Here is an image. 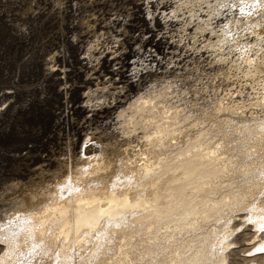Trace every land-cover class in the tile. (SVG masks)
Returning <instances> with one entry per match:
<instances>
[{"label":"bare ground","instance_id":"6f19581e","mask_svg":"<svg viewBox=\"0 0 264 264\" xmlns=\"http://www.w3.org/2000/svg\"><path fill=\"white\" fill-rule=\"evenodd\" d=\"M0 1H2L4 4H7V6H8L7 8H4L0 12V17L1 16L4 17L7 24L14 26V28L19 32V35L22 36L20 39V45H30L31 46L33 44H36L35 42H37V41L43 42L42 41L43 36L42 35L39 36V34L42 31H39V30H42L43 28H46V27L49 28L50 26H52V29H53L55 26L56 27L58 26V23L56 21L58 15L55 14V13H57V11H56L57 5L55 3H54L55 5L51 4L50 8H43V11L47 9L45 11L46 15L41 14L43 11H39V12H35V13L32 12L33 15L31 17L32 18L31 22H29L28 24H24V25H22V24L14 25L11 23L12 12L14 10L13 8L14 7L20 8V6L22 4H25L24 2L26 0H0ZM33 1H36V0H33ZM72 1L73 2H72L71 8H73V13L77 14L76 11H74L75 7H76L77 10L80 11L81 14L86 15L87 18H91L92 16H94L93 12H91V10H89V7L91 5L90 0H82L81 3H77L75 0H72ZM150 1L151 0H145L144 2L140 3L143 6L142 12H143L144 16L148 19V21H147L148 29L144 32L147 35L144 36V38H143L146 41V43L148 42V44H149V45H147L149 47L146 51V58H143V59L136 58V59L131 60L127 64L131 68H129V70L128 69L125 70L123 72V74H121V72H120L118 78H116V79L104 78L103 81L106 82L107 85L104 86L103 88H101L100 90H98L96 93L90 94V97H92L91 101H89L90 98L86 92L83 94L80 93V95H81L80 98L84 99V101H83L84 103L81 104L82 110H85V112H88V113L90 112L92 114L95 112L104 113V114L106 113L105 123L109 127H111L112 133L114 134V136L116 138H118L119 142L115 141L116 143H109V142L101 140L102 137H101V139H97V136H95L94 129L92 127H89V125L88 126L84 125L82 122V123H80V125L77 126L78 129H76V130H79L77 132H80L81 135L82 134L84 136L87 135L84 140H80L81 138L78 137L79 139L74 138L73 141L68 140V142L70 141L69 144L66 143L65 145H63L62 143H60V144L58 143L56 154H55V147H54V149H53V147H49V150L46 149L47 150L46 154H42V153L38 154L39 159L41 160L42 164L40 166L36 167L35 170L39 169V171L41 172L43 170L44 166L46 167V165H47V164L45 165L43 163L50 162L49 163L50 167L52 166V164H54V167H56V170H57V174H59L61 176H62V174L65 175L64 178H61V179L56 178V180L52 181L51 175L52 174L54 175V173H56V172H54V173L52 172V174L47 176V180L45 182H43L41 185H39L38 187L33 188L34 189L33 191H29L28 189H27L28 191H24L25 189H22V190L17 189L16 190V188H17L16 185H15L16 188L14 189V187H15L14 185H13V187H9V184L8 183L6 184L5 180L2 179V181H0V190L4 189L3 191L2 190L0 191V239H1V241H4L6 243L5 246L8 247L6 252L7 253L9 252V253L8 254L5 253L6 257H11V256L14 257L15 255L13 256L12 253H15L16 255H18V258L21 259V258H24V256H26V254H28L27 259H25V263H26V261L28 262L27 264H53L55 261L54 254H57L56 252L58 251L59 252L58 254H60V255L62 253L64 254L63 258H66V256H65L66 254L69 256L66 259L71 261L74 258L73 261H75V264L77 263L75 260L77 258V256H81L85 253L87 255L85 257L86 261L88 258L90 260V257H93L92 259H94L96 257L97 250L102 247L103 239L108 240L109 238H113V236L111 235L112 233H115V232L119 233L121 231V230L120 231L116 230V227H114V226H122V225L124 226L126 224L125 220H127L128 218H130L132 216V215L131 216L128 215L127 217L126 216L122 217L123 212L125 213V211H126V209H124L125 205L127 206L126 207L127 210H128V208L130 209V212H132L131 210H135V209L141 210L144 208L146 209V207H147V206L144 207L143 205L142 206L144 208L137 207V204H138L137 199H136L137 203L135 202L136 205H130V201L124 200L125 202L124 203L122 202V203L125 205L120 207L119 203H118V200H120V199L116 196H119L117 192L119 190H122V189L118 188L116 190V189H112V188L117 187V186L118 187L119 186L130 187L129 191L134 193L135 188L132 189V186L134 184L138 183V180L134 181V182L132 181V182L126 184V183H123L124 181H122V178L124 177L123 175L119 176V178L115 177L117 179L111 180L112 178L109 175L108 170H113L114 167H117V169H119V170L140 169V168H138V166H139L138 160L132 158L133 155H136V151L139 148L138 146L144 144V142H145V145H148L149 147H151L152 146L151 144H154V143L156 146H160V143L157 144L156 141L157 140H165V139H167L166 138L167 136H169L173 133L180 134L184 131H186V132L187 131H195L196 132V134H194V137H188V138H185L183 135H177V136L175 135L176 138H178V140L180 142H178L177 145H175V148H174L173 144H167L168 146L171 147V148H169L170 150L167 148H165L164 151L162 150V154H166L165 158L163 157L165 161L162 162V165H163L162 168L161 169L158 168L157 173L155 172L156 174L154 172L152 174H149L148 169H150V168H146L147 171L143 173L146 176V177H144L145 180H149V178H150V181L155 182V185L154 184L150 185L151 186L150 187L151 188L150 194L152 196H154L157 193V194H160V196H161V198L157 201L160 203V205H158V207L150 210L149 214L151 216H153L155 219H159L160 216H163L168 212L167 213L168 215L174 216L175 218L178 216V217H181V219L182 218L191 219V217H193V215H195L196 213L203 212L205 209H201V208L205 206L206 209L210 208L209 210H211V208L213 207L211 213L210 212L209 213L213 214V217L210 216L211 217L210 219H215L218 215L220 217L228 206L233 207V206H235V204H237V205L241 204V202L244 201L245 194L247 192L248 193L250 192V191H244L243 189H241V187H243V185H244L243 182L249 176H246L245 174L242 175V174L238 173L239 174L238 176L240 177L241 180H240V184H239L240 187L234 193V196H233V198L237 196L236 197L237 200L235 199V202L231 201L232 203H230V202H226L225 199H221L220 195H221L222 191H219V192L215 193V195H217V196H214V197H217V200L215 201V203L216 202L217 203L214 206L209 205V203H208L209 201H208L206 203V205L203 206V204L205 203L204 202L202 204V207H200L201 205L199 206L198 200L196 201V198H197V197H195L196 193L194 191H192V189L190 191L186 187L188 184H193L192 188H194V189L199 188L200 189V187L202 188V186H204L205 183L208 185L209 182L207 180L210 177H212L214 175H220L221 172H229V174H227V173L224 174V177L225 176L228 177L227 180H229L230 183L232 182V184H233V181H231V180H232L234 173L238 172L239 170L243 171V166H241V165H243V163L241 162L240 157L241 156H250L251 152H250L249 146L252 144H255V145L257 144L259 146L261 145L262 147H264V127H262L263 128L262 130H260L258 126L251 127V125H250L249 126L250 128L249 127L246 128L245 126L242 127V126H240L241 124H239V123H242V122H240L241 119L239 120L238 123H236V122L234 123V120L232 122L230 121L231 123H233L236 126L232 125V127L228 128V129H225V127L223 126V122H225L226 120H229L230 118H233L232 116H234V113H235V112L233 113V110L229 109L228 104L230 102H234L236 100L235 98L241 97L240 99H242V95H244V92L240 93V91H238V90H232V89L227 90L226 89L227 90L226 91L225 89H222V87L225 84L230 85L231 83H235L234 79H232L233 77L229 76L230 74L228 75V73L232 71L230 69H232L233 66L236 65L235 61H232L230 59V55L234 50L237 49L236 46L238 44H240V42L238 41L235 44L231 43V44H229L230 46L228 45L227 47H225V45L223 43L221 44V46L219 45L218 47L213 45V43H212V42H214L213 41L214 38H218V37H220V35H222V34H219L220 32L216 28L219 25V23L224 19L225 11L232 12L233 9L226 8L222 5L224 7V8L222 7V11L213 13L210 11V4L206 2L207 0H205V1H200L199 5L192 7L193 13H191V14L186 15V13L188 11H184V12L180 13L178 16H176L175 13H171L169 20L165 19V21L163 20L162 17L153 15V17L151 18V21H150L149 20L150 15L148 18V11H147L148 8L150 11ZM253 1L254 0H252L250 2H253ZM258 2H259V4H262L263 1L258 0L257 3ZM138 3H139V1H138ZM153 3H154L155 8H158L161 5H165L167 7V9L169 8V1L168 0H161V1L153 0ZM227 6H229L231 8L230 4L229 5L227 4ZM183 7H185V6H183ZM186 7H188V6H186ZM262 7L263 6H261V9H262ZM91 8H93L92 5H91ZM10 9H12V10H10ZM223 9H224V11H223ZM209 12H211L210 14H212L211 18H210L212 20V21L210 20L211 21L210 26H204L202 24L199 25V23H197V24L193 23V20H192L193 16H195V15L201 16V17L206 16L207 19H209L210 14L207 16V14ZM28 14H29V12H28ZM127 21H128V18H122L123 25H126ZM49 22H50V24H46ZM103 22H104L105 26H108L107 20L103 19ZM116 22L117 21L110 20V23H116ZM71 24L75 25L73 20L71 21ZM80 28H82V29L85 28V30H88L87 29V23L84 22ZM88 31L83 32L81 34L80 38L71 36L70 40L73 41L74 44H76L78 42H83L85 44V38H86V36L89 35ZM122 31H123V29L121 30V32ZM179 32H182V33H179ZM259 34L260 35H258V37H256V41H257V39H259L261 44L264 45V36H262V34H264V28H262V31ZM138 35L139 34L136 35V33H135L134 38L136 36L138 37ZM252 35H249L247 37V39L253 40L254 36H252ZM124 36H125L124 40H126L127 43H130L127 39L128 32L124 33ZM238 37H239V35H238ZM99 38H100V36H99ZM106 38H107V36H106ZM58 40H59V38H58ZM122 40H123L122 38L118 37V38H114L111 41L112 43H114L111 47H113L114 49H118V47L121 48V51L118 53L119 55L121 53H123V54L128 53V51L130 49V47L129 48L127 47L125 41L123 43ZM233 40H235V39H233ZM10 46H11V44H9L8 46L5 45L6 49H3V52H0V65H1L0 77L3 76L5 78H8L9 80H11L10 79L11 78V72H12L11 69L13 67L14 70H16L18 73L15 75V78H13V81L11 82V84L14 85L11 87H13L15 89V92H14V94L9 96V94L6 95L5 91H3V94H1V95L15 98V95L19 92V93H22L23 101H24V99H26V100L24 103L22 102V104L20 106H16L17 108L14 110L15 113L11 114V115L8 114L9 116L6 113L8 112V109L10 108L11 104H9L7 107H4L5 104H3V106L0 107V131L5 130V134L9 135L11 128H14L16 130L15 135L23 138L22 136L26 135V131L24 129L25 127H26L27 132H37L38 134L40 133L41 128H39V126H38L39 124H38V119H37V115H39L40 110L34 109L32 111V110L27 109L28 108L27 94L31 90L30 89L31 87L29 88L28 84H23L25 82L27 83V79L23 78L22 80H20V75L25 76L29 71L30 65L33 69H35V71L37 73H39L41 65L37 64L39 62V60L36 61V59L34 58V56L36 54L35 53L36 50L34 51L35 48H33L34 46L31 48L33 50V51L31 50V55L30 56L25 55L24 57H23L22 53L18 54L19 52L16 51V49H18V47H20V46H18L15 49V51H16L15 53L8 50ZM162 46H163L164 50L161 53L156 52L155 49H152V48L156 47L159 50H161ZM57 47H58V51L62 52L61 58L62 59H68L69 54L67 53L65 45L59 44V42L57 41ZM136 47L139 48V46H137V45H136ZM85 49H86V47H85V45H83L81 48V53H84ZM28 52H29V50H28ZM87 53H89L88 59H90V60H87V54L85 53L82 56V60H85V62L82 63V66L87 65L86 73H92L93 72L92 69L96 68V65H94V64H99V61L92 63V59L99 60L100 55L99 56H93V55H91L92 53H90V52H87ZM173 57L175 58L174 60H172ZM16 58H22V59H16ZM58 58H59V56H58ZM251 58H252V60H255V59H253L254 57H251ZM197 61L200 63L206 62V65H208L211 70L219 71V70L224 69V71H225V68H226V70H228L227 71L228 73L226 72L227 73L226 76H223L225 72L224 73L220 72L221 74H218L217 76L211 77L212 76L211 75L210 77L207 76V78L206 77H200L201 73L198 74L200 76H198V75L196 76V74H194L195 75L194 76L190 73L191 72L190 70L195 68V67H193V65ZM258 62L259 63H257V65H255V67H254V71L261 69V71L263 72V75H264V55L261 56V59ZM190 65L192 67H190ZM202 65H203V63H202ZM209 67L207 69H209ZM252 67L253 66H250V68H252ZM56 69H57L56 74H58V78L59 77L64 78L69 72V70L67 68H65V67L61 68L60 64L58 65V67ZM203 69H204V67H203ZM194 70H196V69H194ZM238 70L240 71V68ZM46 71H48V70L46 68H44V73L43 72L41 73L42 82H43V80H45L44 74ZM216 71H215V73H216ZM176 72H177V74H179V76H181L180 81L183 82L184 83L183 86L186 87L185 88L186 91H183V92L179 93L180 95H177V97H180L179 98L180 101L182 100L185 103H188L190 107L192 106V108L197 111L199 109L196 107V105L200 101L206 100L204 102L207 104L206 106H213L214 109H216V111H215L216 118H219V116H221L220 115L221 110H224L223 114H225L229 118H227V119L219 118L221 120H218V122H216V124H214V125L210 124L211 126L212 125L213 126L208 127L206 129H201L200 127L198 128V125L196 123L190 124L191 126H181L180 125L181 122L178 123L179 126L172 125V126H169L167 129H162L163 124L159 123V121L162 119L161 116H162L163 110H161V107H159L160 105H156L157 103H155L154 101H158L160 99L159 97H161V96H165V95L167 96V94L170 92V89H173V87H170V86L165 85V84H162V85L156 87L155 85H152V84H154L152 82L156 79L164 80L165 78H169L170 76L172 77ZM205 73H206V71H205ZM205 73H204V75H205ZM235 73H238V72H235ZM31 74H33V72ZM204 75H202V76H204ZM207 75H209V74H207ZM254 76L255 75L252 74V76H250L246 79L244 78L242 80V85H244L243 83L248 85V82L253 80ZM12 77H13V74H12ZM124 80H127L130 83V86H128L127 83H124ZM239 80H240V78H239ZM57 82H58V80L56 81V83ZM237 82H239V81H237ZM106 83H104V84H106ZM121 84H123V85H121ZM76 86H77V84H74L73 86L65 85V86H62L61 89H64V91L66 92L67 90H70ZM149 87L154 88L151 91L152 93L150 92V94H148V92L146 91V90H148ZM143 89H145V91ZM142 90H143V92L139 93ZM144 93H146V94L144 95ZM211 96H213L215 99L219 98L220 100H224V101L226 100V102L224 103L226 105H222L221 102H220V104L208 103L207 101L212 99V98L210 99ZM9 97H5L4 100L2 101V103L6 102L7 100L8 101L12 100V99H9ZM143 97H144V99H143ZM45 98H46V96L43 97V95H42V103H43V101H45ZM54 98H55V96H54ZM0 100H1V98H0ZM160 101H162V99ZM10 103H12V105H14L15 101L10 102ZM213 104H215V105H213ZM0 105H2V104H0ZM239 106H241V104H239ZM261 106L264 110V103ZM236 107H237V105H236ZM241 107H243V106H241ZM37 108H39V107H37ZM77 108H80V107H77L74 104H69L68 100H66L65 107L63 109L64 112L62 111V113L64 114V116H68L71 113L70 110H72V109L76 110ZM149 108H153L154 110L149 109ZM55 111H57V110H55ZM145 112H147V113H145ZM151 113H152V116L150 117ZM18 114H21V117H19ZM81 114H83V113H81ZM245 114H246V111L243 113V115L242 114H239V115L241 118H243L245 116L247 117L249 115V114H247V115H245ZM88 115H90V114H88ZM225 115H224V117H225ZM99 116H100V114H99ZM136 116L138 118H136ZM173 117H174V115H172L169 118V120H168V122H166V124H171V122H172L171 120ZM175 117H176V114H175ZM238 118H236V119H238ZM59 119H60V117H59ZM59 119H58V121H59ZM150 119H151V121H150ZM31 120H32V123L34 122L35 124H32ZM89 120H91V119H89ZM63 121L64 120H62L61 122H63ZM72 122H73V120H72ZM64 123L67 124L66 122H64ZM89 123H87V124H89ZM13 124L14 125L16 124V126L14 127ZM94 124H93V127H94ZM131 124H132V126H131ZM137 124H144V126L142 125L143 127H141L143 129L157 128L156 130H160V132H158L159 134L158 133L154 134V136H148L147 139L144 138L143 135H137V134L133 135V136H127L125 130L132 129V127L137 125ZM164 124H165V122H164ZM67 125H65V126H67ZM52 126H54V125H52ZM90 128L93 129L92 132H94V133H92L91 131L89 132ZM95 128H97V127L95 126ZM164 128H166V126H164ZM161 129H162V131H161ZM211 129L214 132L216 131V135H214V136L212 135V138L210 136V134H213L210 132ZM219 130L224 131V134H222L223 136H219V134H218L219 132L217 133V131H219ZM146 132H147V130H146ZM235 132H238V135L235 137L237 140V143L234 144L230 140V137L232 136L230 134H233ZM1 133L2 132H0V134ZM71 133H73V132H71ZM74 133H75V131H74ZM220 133H223V132H220ZM102 135H104V134H102ZM1 136L2 135H0V159L2 160L6 156L7 157L9 156V153L11 152L10 150H12V149H9V147L12 144H14L12 142V139L14 137H12L11 135L5 136L6 138L4 136L3 137H1ZM68 137H69V135H68ZM73 137H74V135L72 136V138ZM232 138H234V137H232ZM60 139H62V138H60ZM70 139H71V135H70ZM104 140H105V138H104ZM184 140H185V143H184ZM59 142H60V140H59ZM206 146H210V148L212 147L213 150L215 148L219 151L224 149L225 152H227V156H228L227 159L231 160L232 165L227 170L220 171L219 174L215 173L216 171H218L217 169H219V167L217 166V164H218L217 162L218 161L222 162L224 159H226V157L224 159L216 158L217 160L215 159L216 160L215 162H213V159H211V158H207V159L203 158L200 150L203 149L204 147L207 148ZM197 148L198 149L201 148V149L196 150ZM157 152H160V151H157ZM190 152H192V153H190ZM109 154H112L113 156H111V155L108 156ZM221 154H223V153H221ZM183 156H184V159L182 158ZM55 163H56V165H55ZM245 163H246V161H245ZM157 164H158V162H157ZM235 164H238V166L237 165L235 166ZM99 165H101V166L103 165L102 167H104V168L102 169V167H101V169L106 171V172L100 173V175H96L95 178H91L92 176L91 177L88 176V175H91L92 173H94L92 171H94V170L96 171L97 166L99 167ZM246 167H248V166H246ZM45 169H47V168H45ZM215 169H216V171H215ZM244 169L245 170L247 169V171H248V168H244ZM253 169H254V167H253ZM115 171H116V169H115ZM258 171H260V169H257V166H256L255 172H258ZM77 173H79V174H77ZM243 173H244V171H243ZM29 175H31V174H29ZM2 176H3V174H2ZM37 176L38 177H36V175H35V177L33 176V178H39L40 177V179H43V177H46V175H41V176L37 175ZM54 176H56V175H54ZM61 176H59V177H61ZM109 176L111 179H109ZM131 176H129V177H131ZM244 176H246V177H244ZM10 178H12V177H10ZM132 178L137 179L138 177L133 176V177H131L130 181L133 180ZM195 178L198 180L200 179V180L195 181ZM53 179H54V177H53ZM241 181H243V182H241ZM22 183H24V182H22ZM32 183H33V180H32ZM25 184H23V185H25ZM184 184H186V186ZM72 185H74L75 189L78 191V193H77L78 198H76L75 200H72L71 198L63 200L67 196L68 192L71 193L72 190H74V189H72L70 191V189L73 187ZM207 185H205V186H207ZM261 186L256 185L254 192H250V194L251 193L252 194L258 193L257 190L259 188H261ZM177 188L180 190H177ZM199 189H198V191L201 192V190H199ZM206 189H207V187H206ZM5 190H7V191H5ZM77 191H73V192H77ZM223 191H225V190L223 189ZM63 192H64L63 196H60V193H63ZM125 193H126V191H125ZM132 193H131V197H130L131 200H133L132 199V195H133ZM121 198H123V197H121ZM152 198L153 197H151V199ZM147 201H148V199H147ZM152 202H155V201H152ZM212 202L214 203V200ZM18 203L22 204L21 205L22 208H23V205H25L27 207V209L24 208L25 210L24 209L23 210L25 212H26V210H28L29 212H26L27 214L25 213V215L24 214H22V215L18 214V215H16L17 217L14 216V213L11 212L10 210H13L12 206L14 204H18ZM147 204H148V202H147ZM210 204H211V201H210ZM144 214L145 213H143V214L138 213L137 215H139V216L137 218H134L133 222L136 225L141 223V222H146V217H145L146 214L145 215ZM108 215H110V217H115L116 215L117 216L120 215V216L116 221H114V219L112 218L111 221H114V224H111V223L107 224V221H109V219L107 218ZM189 216H190V218H189ZM122 218H124L123 221H121ZM175 218H173V220ZM200 219L201 220H199V221L201 222V224H199L198 226L200 227V225H201V226L205 227L207 230L204 231V235H202L201 238L199 237L200 239L197 241L198 243L195 241V244L197 243L198 245H197V247H195L196 249H194V250H196L199 255L196 253L197 256L194 258V255H196V254H193V256L191 257L192 260L189 259L190 264H224V256L220 257L217 260H213L214 258L212 259L211 256L207 255V253H210V251H207L208 244H209V242H212L211 238H213L216 234L213 231L212 227L208 226L206 218H205V220H202V218H200ZM127 221L130 222L131 219L127 220ZM2 226H4V227L1 228ZM77 226H78V228H77ZM87 232L90 235L87 237L83 236V234L85 235V233H87ZM191 232H192V230H191ZM192 234H194V232ZM106 236L108 239L106 238ZM193 236L194 235H192V237ZM80 237L83 238V241L79 242L78 238H80ZM224 238H225V236H224ZM98 240H100V241H98ZM212 240H214V239H212ZM62 241H63V243H62L63 246H60ZM85 241H86V243H83ZM191 241H192V239H191ZM95 244H97V246H98L97 248L95 247ZM91 246H93V247H91ZM93 248H94V250H93ZM90 251H92V252H90ZM78 252H79V254H78ZM10 253H11V255H9ZM214 255H216V254H214ZM177 257H178V255H177ZM60 258H62V257H60ZM60 258L56 260L55 264H62L63 260H61ZM6 259H8V258H6ZM182 260H185V259L184 258L180 259V257H179L178 261H180V263L178 261H176V263L177 264H183L181 262ZM186 261H187V259H186ZM0 263L7 264V263H9V261L6 262L5 260L1 259ZM23 263H24V261H23ZM66 264H68V262Z\"/></svg>","mask_w":264,"mask_h":264},{"label":"rangeland","instance_id":"374dc122","mask_svg":"<svg viewBox=\"0 0 264 264\" xmlns=\"http://www.w3.org/2000/svg\"><path fill=\"white\" fill-rule=\"evenodd\" d=\"M75 1L77 3H81L82 0H75ZM100 1L101 0H90V4L93 6V8H91V5L89 4L90 5L89 10H91V12H94L95 10H97L101 4ZM138 1H139V3H138ZM144 1L145 0H129L128 4L124 3V6L131 7L132 11H133V14H132L133 19L130 21V24L132 26L130 25V27L127 28V32H128L127 39L130 43H127L125 40V43H127L128 48L130 47L128 53H126V58H127L128 63L131 60L136 59V58H139V59L146 58V51L149 47V46H147V45H149L148 42L146 43V41L143 39L144 36L147 35L144 32L148 29L147 18L144 16V14L142 12L143 6L140 4L141 2H144ZM159 1H161V0H159ZM198 1H205V0H198ZM250 1H252V0H250ZM250 1L249 0H207L206 1L207 3L210 4V11L213 13L222 11L223 6L226 8H229V9H233L232 12L225 11L224 19L219 23V25L216 28L220 32L219 34H222V35H220V37H218V38H214L213 39L214 42H212V43H213V45H215L217 47L219 45L221 46V44L223 43L225 45V47H227L231 43L235 44L238 41L240 42V44H238L237 46L235 45L237 47V49L234 50L230 55V59L232 61H235V64H236L235 65L236 67L233 66V68L235 70L232 68L230 70H232V71L234 70V71L233 72L231 71L229 73L227 72L228 70H226V68H225V71H224V69L219 70V71L211 70L210 67L208 65H206V62H202L203 63V65H202V63H200L198 61L195 62L193 65V67H195V68L190 70L191 71L190 73L192 75L196 74V76H197L198 74L201 73L200 74L201 76L200 75H198V76L206 77V78H207V76L210 77L212 75L211 77H214V76H217L218 74H221L224 72L225 73L223 76H226V74L228 73V75L230 74L229 76L233 77L232 79H234L235 83H231L230 85L225 84L222 87V89L238 90V91H240V93L244 92V95H242V99H240L241 97L235 98L236 100L234 102H230L228 104L229 109L233 110V113L235 112L234 113L235 117L232 116L233 118H230L229 120H226L225 122H223V126L225 127V129H228V128L232 127V125H234L233 123H231L233 120H234V123L235 122L238 123L240 119H241L240 122H242V123H239V124H241L240 126H242V127L245 126L246 128H248L250 125H251V127L258 126L260 130H262L263 129L262 127H264V110L261 106L264 103V77H263L264 75H263V72L261 71V69H258V70L255 69L256 71H254L255 65H257V63H259L258 61L261 59V56L264 55V45L261 44L259 39H257V41H256V37H258V35H260L259 33L262 31V28H264V0H262L263 1L262 4H259V2L257 3L258 0H254L255 2L254 1L250 2ZM72 2H73L72 0H46V1L45 0H36V1L26 0L24 2L25 4H22L20 6V8L19 7L13 8L14 10L12 12L11 23L14 25H16V24L24 25V24H28L29 22L32 21L31 17H32L33 13L43 11V8H50L51 4L55 3L57 5L56 6L57 13H55V14L58 15L57 20H56L58 23V26L57 27L55 26L53 29H52V26H50L49 28L46 27V28H43L42 30H39V31H42L41 32L42 34L40 33L39 36L40 35L43 36V40H42L43 42L37 41V42H35L36 44H33L31 46L30 45H20V39L22 36L19 35V32L14 28V26L7 24L4 17H2V16L0 17V52H3V49H6L5 45L8 46L9 44H11V46L8 49L9 51L14 52V53L17 51V52H19L18 54L22 53L23 57L25 55L30 56L31 50H32L31 48L34 46L33 47V48H35L34 51L36 50L38 57H39V60H43V56L52 53L55 49H58V47H57V41H58L59 44L65 45L67 53L69 54L68 59H62L61 58L62 52L58 51L60 67L61 68L62 67L67 68L69 70V72L64 78L59 77L58 82L56 83V85H55L54 89H52V91L50 90V87L48 86V90L45 93V94H47V97L45 98V101H43V103L39 99L40 94L35 93L33 91L32 83H34V81L36 79L40 78L41 72H43L44 65L42 64L40 67V76L36 75L37 72L35 71V69H33L31 67V65L29 67L28 73L25 76L20 75V80H22L23 78L27 79V83L25 82L23 84H28L29 88L31 87L30 88L31 90L27 94V98H28V102H27L28 108L27 109L32 110V111L34 109L40 110L39 115H37V119H38V124H39L38 126L41 129H40V133L38 134L37 132H27L26 127H25L24 129L26 131V135L22 136L23 138L15 135L16 130L14 128H11V130H10L9 135L14 137L13 139L11 138L12 142L14 144H12L9 147V149H12V150H10L11 152L9 153V156L8 157L6 156L7 158L5 157L2 160L0 159V181H2V179L5 180L6 184L7 183L9 184V187H13V185L14 186L16 185L17 188H16V186L14 187V189L16 188V190L17 189H20V190L25 189L24 191H28V190L33 191L34 190L33 188H36L39 185H41L43 182H45L47 180V176L52 174V172L53 173L56 172V173H54V175L57 176L56 177L52 174L51 175L52 181L56 180V178L57 179L64 178L65 175L62 174V176H61V175L57 174V170H56V167H54V164H52V166H51L52 168L50 167V164H49L50 162L43 163V164H45V165L47 164V165H46V167L44 166V168L41 172L39 171V169L35 170L36 167H38L42 164L41 160L39 159L38 154L39 153L40 154L41 153L46 154L47 153L46 149L49 150V147H53V149L55 147V154H56L58 143L59 144L62 143L63 145H65L66 143L69 144L70 141H73L74 138L77 139L78 137L81 138L80 140H84L87 135L86 136H84L83 134L81 135L80 132H77L79 130H76V129H78L77 126L80 125V123H82V122L84 125H86V126L89 125V127H92L94 129L95 136H97V139H101V137H102L101 140L109 142V143L119 142L118 138H116L114 136V134L112 133L111 127H109L105 123L106 113L104 114V113L95 112L92 114L90 112L89 113L85 112V110H82V107H81V104L84 103L83 102L84 99L80 98L81 97L80 93L83 94L86 92L89 95V98H90L89 101H91L92 97H90V94L96 93L98 90H100L101 88H103L104 86L107 85V83L103 81L104 75L102 76V74L110 75V76L113 74L112 64L109 60H107L106 62L103 61L102 65L100 67L97 66L95 69H92L93 70L92 73H86L87 67H86V65L82 66V63L85 62V60H82V56L87 52L92 53V55H94V56H99V52L96 51L97 47H98V41L100 39L99 36H101L102 34H104V35H109L110 33L114 34L115 32L113 30H111L110 28H108L107 26H105L103 20L98 17L97 12L93 13L96 18H87L86 15L81 14L80 11H78L76 7H75L74 11H76L77 14L73 13V8H71ZM227 4L228 5L230 4L231 8L229 6H227ZM261 6H263L262 9H261ZM7 7H8L7 4H4L2 1H0V12L4 8H7ZM171 7L173 8L174 5H172ZM10 10H12V9H10ZM46 10H44L41 14L46 15V12H45ZM223 11H224V9H223ZM28 12H29V14H28ZM211 12H209L207 14V16ZM211 15L212 14H210L209 19H207L206 16L202 17L204 19V22H205V24H202V25H204V26H210L211 25V21H212L210 19ZM230 16H233V18L229 21L228 17H230ZM72 20L75 23V25L71 24ZM84 22L87 23V29L89 31L85 30V28L84 29L80 28ZM46 24H50V22L46 23ZM87 31H88L89 35L86 36V38H85V44L83 42H78V43L74 44V42L70 40L71 36L80 38L81 34L83 32H87ZM135 33H136V35L137 34H139V35H138V37L136 36L134 38ZM179 33H182V32H179ZM238 35H239V37H238ZM249 35L254 36V39L248 40L247 37ZM262 36H264V34H262ZM118 37L124 38L125 36H124L123 32H120ZM58 38H59V40H58ZM233 39H235V40H233ZM83 45H85L87 50L85 49V52L81 53V48ZM136 45L139 46V48H137ZM18 46H20V47H18ZM17 47H18V49H16ZM15 49H16V51H15ZM152 49H154V48H152ZM28 50H29V52H28ZM251 57H254L253 59H255V60H252ZM107 58H109V57H107ZM16 59H22V58H16ZM174 59L175 58L173 57L172 60H174ZM250 66H253V67L250 68ZM190 67H192V66L190 65ZM203 67H204V69H203ZM208 67H209V69H207ZM126 68L129 69L131 67L129 65H126ZM239 68H240V71L238 70ZM194 69H196V70H194ZM0 70H1V65H0ZM11 70H12L11 78H10L11 80H9L8 78H5L3 76L0 77V93L2 92L3 87L6 88V86L12 85L11 82L13 81V78H15V75L18 74L17 71L14 70L13 67ZM205 71H206V73H205ZM215 71H216V73H215ZM32 72H33V74H31ZM235 72H238V73H235ZM250 72L255 75L253 77V80L249 81L248 85L245 83H243L244 85H242V80L244 78L246 79V78L252 76V74ZM0 73H1V71H0ZM204 73H205V75H204ZM12 74H13V77H12ZM207 74H209V75H207ZM202 75H204V76H202ZM111 78L116 79L114 77H107V79H111ZM180 78H181V76H179V74H177V72H176L172 76L171 79H169V78H165L164 80L156 79L152 82V83H154L152 85H155L156 87L160 86L162 84L173 87V89H170V92L167 94V96L165 95V96L159 97L160 98L158 100L159 102L154 101L155 103H157L156 105H160L159 107H161V110H163V113L161 116L162 119L159 121V123L163 124L162 129H167L169 126H172V125L179 126L178 123H180V122H181L180 123L181 126H191L190 124L196 123L198 125V128L200 127L201 129H206L208 127H212L214 124H216V122H218V120H221L223 118H225V119L229 118L228 116L223 114L224 110H221V112H220L221 116H219V118H221V119L216 118V116H215L216 109H214L213 106H206L207 104L204 103L206 100L200 101L198 103L199 105L198 104L196 105V107L200 111L199 110L196 111L192 108V106L190 107L188 103H185L182 100L180 101L179 100L180 97H177V95H180L179 93L186 91V89H185L186 87L183 86L184 83L180 81ZM239 78H240V80H239ZM237 81H239V82H237ZM104 83H106V84H104ZM74 84H77V86L70 89V90H67L66 92L64 91V89H61L62 86H65V85L73 86ZM121 85H123V84H121ZM12 86H14V85H12ZM153 89H154L153 87H149L148 90H146V91L148 92V94H150V92ZM143 90L145 91V89H143ZM143 90L140 91L139 93L143 92ZM145 94L146 93H144V95ZM54 96H55V98H54ZM11 99L13 101H15V104L12 105L11 108L8 110V112L6 113L7 115L8 114L9 115L14 114L15 113L14 110L17 108L16 106H20L22 104V102L24 103L26 100V99H24V101H23L22 93H19V92L15 95V98H11ZM143 99H144V97H143ZM161 99H162V101H160ZM210 99L211 100L207 101L208 103L220 104V102H221L222 105H226V104H224L226 102V100L225 101L220 100L219 98L215 99L213 96H211ZM66 100H68L69 104H74L75 106L80 107V108H77L76 110L72 109V110H70L71 113L68 116H64L62 111L65 107ZM215 104H213V105H215ZM239 104H241V106H243V107L239 106ZM236 105H237V107H236ZM36 106L39 108H37ZM149 109L154 110L153 108H149ZM55 110H57V111H55ZM245 111H246L245 115H247V114H249V115L247 117L245 116V117L241 118L239 114L243 115V113ZM81 113H83V114H81ZM145 113H147V112H145ZM88 114H90V115H88ZM99 114H100V116H99ZM175 114H176L177 118L175 117ZM18 115H19V117H21V114H18ZM170 115L171 116L174 115V117L171 120L172 122H171V124H166V122H168L169 118L171 117ZM224 115H225V117H224ZM151 116H152V113H151L150 117ZM59 117H60V119H59ZM136 118H138V117L136 116ZM236 118H238V119H236ZM58 119H59V121H58ZM61 119L64 121L61 122L62 121ZM71 119L73 120L74 123L72 122ZM89 119H91V120H89ZM150 121H151V119H150ZM64 122H66L67 124L69 123V124L67 125ZM164 122H165V124H164ZM31 123H32V120H31ZM87 123H89V124H87ZM32 124H35V123L33 122ZM64 124L67 126H65ZM93 124H94V127H93ZM210 124H213V125L211 126ZM52 125H54L55 127ZM142 125L144 126V124H137V125L133 126L132 129L125 130L126 135L127 136H133L136 134L137 135H143V137L147 139L148 136H154V134L160 132V130H156L157 128L143 129V128H141V127H143ZM15 126H16V124L14 125V127ZM95 126L97 128H95ZM131 126H132V124H131ZM164 126H166V128H164ZM234 126H236V125H234ZM92 128H90L89 132L93 131ZM162 129H161V131H162ZM146 130L148 133L146 132ZM74 131H75V133H74ZM0 132H2L0 134V135H2L1 137L9 136V135L5 134V130L0 131ZM71 132H73V133H71ZM94 132H92V133H94ZM210 132L213 133V134H210L211 138H212V135L213 136L216 135V131L214 132L211 129ZM220 132H223V133H220ZM217 133L219 134V136H223L222 134H224V131L219 130V131H217ZM102 134H104V135H102ZM194 134H196L195 131H187V132L184 131L180 134L173 133V134L167 136L166 137L167 139H165V140H157L156 142H157V144L160 143V146H156L154 143V144H151L152 145L151 147H149L148 145H145V142H144V144L138 146L139 148L137 147L138 150L136 151V155L132 156L133 159L138 160V164H139L138 168H140V169L119 170V169H117V167H114L113 170H108L109 175L112 178L111 179L109 176V179H111V180L117 179L115 177L119 178V176H122V175L124 176L122 178V181H124L123 183H126V184L130 183L132 181L134 182V181L138 180V183H136L132 186V189L135 188L134 193L129 191L130 187H124V186L118 187L117 186V187L112 188V189H116V190L118 188L122 189V190H119L117 192L119 196H116L120 199V200H118L120 207L125 205V204H123L125 201H130V205H136L135 202L137 203V200H138V204H139V205L137 204V207H141V208H144L146 206L147 207H146V209L145 208L141 209V210L135 209V210H131L132 212H130V209L128 208V210H127V208H126L127 206L125 205L124 209H126V211H125V213L123 212L122 217L123 216L127 217L128 215H130V216L134 215L133 217L131 216L130 218L127 219V220L131 219V221L129 222V221L125 220L127 225L125 224L124 226L123 225L122 226H114V227H116V230H118V231L121 230V231L119 233L118 232L112 233L111 235L113 236V238L108 239L106 236V238L108 240L103 239V244L101 247L102 249L99 248L97 250L96 257L94 259H92L93 257H90V260L88 258L86 261L85 257L87 255L85 253L81 256H77V258L75 259L77 262L76 264H177L176 261H178L179 257H180V259H183V258L185 259V260L181 261L183 264H190V260H192L191 257L193 256V254H196V253L198 254V252L196 250H194V249H196L195 247H197V245H198L197 241L202 237V235H204V231L207 230L205 227H203L201 225H200V227L198 226L199 224H201V222L199 221V220H201L200 218H202V220H205V218H206L208 226H211L213 231L216 234L213 238H211L212 242H209L208 247H207V251H210V253H207V255L211 256L212 259L214 258L213 260H217L220 257L224 256V264H264V151H263L264 147H262L261 145L259 146L257 144L256 145L252 144L249 146V149L251 152L250 156H241V157L239 156L241 162L243 163V165H241V166H243L244 173H243V171L239 170L238 172H235L234 175L232 174L233 177H232V180L231 179L230 180L233 181V184H232V182L230 183V181L227 180L228 177H226V176L224 177V174H226V173L229 174V172H221L220 175H214V176L210 177L207 180L209 183L206 181L208 183V185L205 183L204 186H202V188L201 187H200V189L198 188L199 190H201V192L198 191V189L192 188L193 184H188L187 186H186V184H184L190 191L192 189V191H194L196 193V196H195V197H197L196 201L198 200L199 206L201 205L200 207H202V204L204 202L205 203L203 204V206L206 205V203L208 201H209L208 202L209 205L214 206L217 203V202L215 203V201L217 200V197H214V196H217V195H215V193L219 192V191H222V193L220 195L221 199H225L226 202H230V203L235 202V199L237 196L234 198H233V196H234V193L240 187L239 184H240L241 179L238 176L239 174H242V175L245 174L246 176H249L248 178L245 179V181L243 180L244 182L241 181L244 184L243 187H241V189H243L244 191L254 192L256 185L257 186L262 185L261 188L258 189L259 191L257 190L258 193H254V194L251 193L250 194V192L249 193L247 192L244 196L245 197L244 201L241 202V204H238V205L235 204V206H233V207H229V206L227 207L226 206L227 207V208L225 207L226 210L222 213V215L220 217L218 215L217 216L218 218L216 217L215 219H210L211 217H213V214H210L213 207L211 208V210H209L210 208L206 209L205 206L202 207L201 209H205L206 211L202 210L203 212L200 211L201 213H196L195 215H193V217H191V219H187V218L181 219V217H178V216L175 218L174 216L168 215L167 214L168 212L165 215L160 216L159 219H155L153 216H151L149 214L150 210H152V209L158 207V205H160V203L157 201L161 198V196H160V194H157V193L154 196H152L150 194V189H151L150 185H152V184L155 185V182L150 181V178H149V180H145L144 177H146V176L143 173L147 171L146 168H150V169H148L149 174H152L153 172L157 173L158 168L159 169L162 168V166H163L162 162L165 161L164 158L166 155V154H162V150L164 151L165 148H167V149L171 148L167 144H173L174 148H175V145H177V143L180 142L178 140V138H176L177 135H183L185 138H188V137H194ZM68 135H69V137H68ZM70 135H71V139H70ZM73 135H74V137L72 138ZM230 135H232L230 137V140L232 141V143H234V144L237 143V140L235 137L238 135V132H235V133L230 134ZM232 137H234L235 139ZM60 138H62V139H60ZM104 138H105V140H104ZM59 140H60V142H59ZM68 140H70V141L68 142ZM184 143H185V140H184ZM206 147L207 148L204 147L203 149L199 148V149H201L200 151L202 153L203 158H205V159L211 158V159H213V162H215L217 160L216 158H220V159H224L225 157H226V159L228 158L227 152H225L224 149L219 151L216 148L213 150L212 147L210 148V146H206ZM199 149L197 148L196 150H199ZM157 151H160V152H157ZM220 152L223 154H221ZM190 153H192V152H190ZM110 155L113 156L112 154H109L108 156H110ZM243 157L244 158L246 157L247 159L245 158L246 159L245 160ZM182 158L184 159V156ZM226 159H224L222 162H220V161L217 162L218 163L217 166L219 167V169H217L218 171H216V169H215V171H216V172L214 171L215 173L219 174L220 171L227 170L232 165L231 160L230 159L226 160ZM245 161H246V163H245ZM157 162H158V164H157ZM254 163L255 164L257 163V164L255 165ZM55 165H56V163H55ZM236 165L238 166V164H235V166ZM102 166L101 165H99V167L97 166L96 171L95 170L92 171L94 173L91 172L92 174L88 175V176H90V177L92 176L91 178H95L96 175H100V173L106 172V171L102 170L104 168ZM246 166H248V167H246ZM256 166H257V169H260V171L255 172ZM101 167H102V169H101ZM253 167H254V169H253ZM45 168H47V169H45ZM244 168H248V171H247V169L245 170ZM115 169H116V171H115ZM2 174H3V176H2ZM29 174H31V175H29ZM77 174H79V173H77ZM35 175H36V177H38L37 175H39V176L46 175V177H43V179H40V177L39 178H33V176L35 177ZM59 176H61V177H59ZM129 176H131V177L134 176V177H138V178L137 179L132 178L133 180L130 181L131 177H129ZM246 176H244V177H246ZM10 177H12V178H10ZM53 177H54V179H53ZM196 178H195V181L200 180V179L198 180ZM32 180H33V183H32ZM22 182H24V183H22ZM23 184H25V185H23ZM205 185H207V186H205ZM72 186L73 187L70 189V191L72 189H74L71 192L73 195L70 192H68L67 196L63 200L68 199V198L75 200L76 198H78L77 197L78 191L75 189L74 185H72ZM206 187H207V189H206ZM223 189L225 191H223ZM1 190L3 191L4 189H1ZM177 190H180V189L177 188ZM5 191H7V190H5ZM73 191H77V192H73ZM125 191H126V193H125ZM131 193L133 194L132 195L133 200H131V198H130ZM63 194H64V192L60 193V196H63ZM121 197H123V198H121ZM151 197H153V198L151 199ZM147 199H148V201H147ZM213 200H214V203L212 202ZM152 201H155V202H152ZM210 201H211V204H210ZM147 202H148V204H147ZM21 205L22 204L18 203V204H14L12 206L13 210H10V211L14 213V216H16L18 214H20V215L24 214L25 215L26 212H29L28 210H26V212H25L24 210L27 209V207L25 205H23V208H22ZM138 213H140V214L145 213L146 214V216H145L146 222H141V223L136 225L133 222V220H134V218H137L139 216V215H137ZM116 216L110 217V215H108L107 218L109 219V221H107V224H109V223L114 224V221H116L120 215L117 217ZM112 218L114 219V221H111ZM173 218H175L176 220L175 219L173 220ZM189 218H190V216H189ZM123 219L124 218H122L121 221H123ZM3 227L4 226H2L1 228H3ZM77 228H78V226H77ZM191 230H192V232H191ZM193 232H194V234H192ZM89 235L90 234H88V232L85 233V235L83 234V236H86V237ZM192 235H194V236L192 237ZM224 236H225V238H224ZM191 239H192V241H191ZM212 239H214V240H212ZM78 240H79V242L83 241V238L80 237V238H78ZM98 241H100V240H98ZM195 241L197 242L196 244H195ZM62 243H63V241L61 242L60 246H63ZM83 243H86V241ZM5 245H6V243L4 241H1V239H0V262H1V259H3L6 262L9 261V263H7V264H27L28 263L27 261L25 263V259H27L28 254H26V256H24V258H21V259H19L18 255H16L15 253H12L13 256L15 255L14 257H12V256L6 257L5 253H7L6 250L8 249V247ZM91 247H93V246H91ZM95 247L96 248L98 247L97 244H95ZM93 250H94V248H93ZM92 251H90V252H92ZM56 253L57 254H54L55 261L53 264H55L56 260L59 259L60 257H62L60 259L63 260L62 264H66L67 262H68V264H70V263L75 264V261H73L74 258L70 261V260L66 259L67 257H69L67 254L65 255L66 258H63L64 257L63 253L61 255L58 254L59 253L58 251ZM78 254H79V252H78ZM197 254L194 255V258L197 256ZM214 254H216V255H214ZM9 255H11V253ZM56 255L57 256L59 255V256L57 257ZM177 255H178V257H177ZM6 258H8V259H6ZM186 259H187V261H186ZM23 261H24V263H23ZM178 262L180 263V261H178ZM0 264H2V263H0Z\"/></svg>","mask_w":264,"mask_h":264},{"label":"built area","instance_id":"2783aa9c","mask_svg":"<svg viewBox=\"0 0 264 264\" xmlns=\"http://www.w3.org/2000/svg\"><path fill=\"white\" fill-rule=\"evenodd\" d=\"M168 1H169V8L168 9L165 5H161L158 8H155L153 0L150 1V11H149V8L147 9L148 18L150 15V19H149L150 21H151V18L153 17V15L160 16L165 21V19L169 20L171 13H175V15L178 16L180 13H182L184 11H188L186 13V15L191 14V13H193L192 7L200 4V1H198V0H168ZM173 1H175V2H173ZM100 2H101L100 6L94 12H97L98 17L101 18L102 20L103 19L107 20V22H108L107 27L110 28L111 30H113L115 33L114 34L110 33L109 35L102 34L100 36V39L98 41V47L96 50L97 52H99L100 59L99 60L92 59V63L99 61V64H94V65H96V67L97 66L100 67L102 65L103 61L106 62L107 60H109L112 64L113 74L111 76L102 74V76L104 75V78H107V77L117 78L119 76L120 72H121V74H123V72L125 70H127L126 65H127L128 61L126 58V54H123V53H121L120 55L118 54L121 51L120 47H118V49H114L113 47H111L114 44L111 41L114 38H118V35L120 34L122 29H123V31H122L123 34L127 33V28H129L131 25L130 21L132 20L133 11H132L131 7L124 6V3L128 4L129 0H101ZM181 3L183 5H181ZM171 5H174V7L173 8L170 7ZM183 6H185V7H183ZM186 6H188V7H186ZM91 18H96V17L92 16ZM122 18H128L126 25H123ZM232 18H233V16H230V17H228V20L230 21ZM110 20L117 21V22L116 23H110ZM192 20H193V23H195V24H197V23H199V25L205 24L204 19L201 16L195 15L192 17ZM147 21H148V19H147ZM106 36H107V38H106ZM120 38H122V37H120ZM122 39H123L122 41L124 43L125 40H124V38H122ZM126 45H127V43H126ZM127 47H128V45H127ZM154 49L156 50V52H159V53H161L164 50L163 46H162L161 50H159L156 47H154ZM35 53L36 54H35L34 58L37 61V60H39V57H38V54L36 51H35ZM86 54H87V60H90V59H88L89 53H86ZM58 56H59L58 49H55L52 53L43 56V60H39V62L37 63L39 65L43 64L44 68H46L48 70L44 74L45 80H43V82H42V78H41L40 72H39L36 75L40 76V78L36 79L34 81V83H32L33 91L35 93L40 94V96H39L40 101H42V95H43V97H45V96L47 97V94H45V93L48 90V86L50 87V90L52 91V89L56 85V81L59 79L58 74H56V71H57L56 68L59 65ZM107 57H109V58H107ZM86 67H87V65H86ZM44 68H43V73H44ZM171 78L172 77L170 76L169 79H171ZM124 83H127V85L130 86V83L127 80H124ZM11 86H7L6 88L2 89V92L0 93V98H1L0 104H2V105H0V107L3 106V104H5L4 107H7L9 104H11V106H12V103H10V102H13V100H9V101L7 100L6 102L2 103V101L4 100L5 97H9L10 95L14 94L15 89ZM3 91H5L6 95L9 94V96L1 95V94H3ZM11 98L12 97H9V99H11ZM11 106H10V108H11Z\"/></svg>","mask_w":264,"mask_h":264}]
</instances>
